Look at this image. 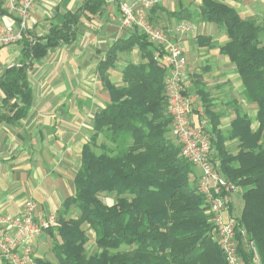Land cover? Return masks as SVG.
Returning <instances> with one entry per match:
<instances>
[{
    "label": "trees",
    "instance_id": "1",
    "mask_svg": "<svg viewBox=\"0 0 264 264\" xmlns=\"http://www.w3.org/2000/svg\"><path fill=\"white\" fill-rule=\"evenodd\" d=\"M105 2L84 0L78 10L52 23L45 35L22 36L20 61L0 75V122L16 124L27 116L33 99L27 71L34 60L51 47L72 42L79 19L96 14ZM5 13L0 2V14ZM198 15L225 29L227 40L220 51L235 65L246 99L256 104V129L247 116L232 123L229 137H237L240 145L236 154L226 150L216 116L210 117L215 136L209 139L221 174L241 189L237 225L245 228L264 264V46L259 44L263 28L241 18L224 0H201ZM136 42L146 60L128 63L122 70L124 84H111L106 71L117 51L129 50ZM153 48L143 34H135L112 44L100 61L97 70L110 100L94 115L73 179L74 193L62 201L56 225L47 229L54 237L56 262L37 260L38 264H226L205 200L191 185L194 166L166 137L171 117L165 108V68L154 59ZM99 136L110 143L96 152L93 144ZM111 193L115 201L107 204L101 194ZM72 206L79 215L67 218ZM84 225L95 233L97 250L90 255ZM240 236L237 232L240 255L244 264H252V251H244Z\"/></svg>",
    "mask_w": 264,
    "mask_h": 264
},
{
    "label": "crops",
    "instance_id": "2",
    "mask_svg": "<svg viewBox=\"0 0 264 264\" xmlns=\"http://www.w3.org/2000/svg\"><path fill=\"white\" fill-rule=\"evenodd\" d=\"M83 1L36 0L21 38L23 35L29 38L45 35L52 23L61 22L65 13L78 10ZM126 1L136 3L139 0ZM224 2L241 18L264 25V0ZM200 3L201 0H160L145 9V15L158 27L176 29L181 23L188 24L184 32L174 30V37L186 57L188 85L185 93L192 107L190 121L210 138L215 136L210 117L216 116L217 128L225 137L226 150L234 155L240 145L237 137H229L232 123L239 116H247L252 130L256 129V104L246 99L235 65L220 51L227 40L225 29L200 19ZM0 20L18 25L17 15L12 18L6 13L0 14ZM76 28L72 42L49 48L28 69L33 99L27 116L16 124L0 122L1 213L18 214L23 202L33 198L38 204L37 219H44L50 213L57 217L62 201L74 193L73 179L80 165L82 146L89 140L94 115L110 100L98 65L112 44L138 34L121 25L114 0H106L96 14L82 16ZM19 40L0 47V75L8 66L20 61L22 45ZM259 44L264 46V42ZM145 60L136 42L129 50L117 51V58L106 76L111 84L121 86L124 84L123 68L128 63L138 64ZM2 97L0 91V103ZM166 137L176 143L171 131L168 130ZM211 158L219 166L213 148ZM198 173V168L193 167L192 186L196 184ZM242 206L241 189L237 188L225 217L239 216ZM78 215L72 206L66 217ZM85 227L92 231L95 241L94 231L88 225ZM214 237L217 240V236ZM50 241L52 251L54 237L49 233L42 232L33 240L32 253L36 261L53 262V251L48 254L47 249Z\"/></svg>",
    "mask_w": 264,
    "mask_h": 264
},
{
    "label": "built area",
    "instance_id": "3",
    "mask_svg": "<svg viewBox=\"0 0 264 264\" xmlns=\"http://www.w3.org/2000/svg\"><path fill=\"white\" fill-rule=\"evenodd\" d=\"M114 1L118 5L121 25L143 34L155 46L154 59L165 68L163 86L166 110L171 117L170 131L180 147L182 157L199 170L194 187L205 200L226 264H244L236 237L241 228L235 220L225 217L237 187L221 174L218 164L211 158L208 134L190 121L192 107L185 93L188 85L186 57L174 37V30L184 32L189 26L181 23L176 29H170L151 24L146 18L145 9L160 0H139L136 3ZM0 2H5L6 10L16 13L18 20V25L0 20L1 47L21 38L36 0ZM36 210L37 204L31 198L25 201L18 214L0 212V264L3 261L11 264H38L33 257L31 243L43 229L54 225L56 214L50 213L44 219H37Z\"/></svg>",
    "mask_w": 264,
    "mask_h": 264
},
{
    "label": "rangeland",
    "instance_id": "4",
    "mask_svg": "<svg viewBox=\"0 0 264 264\" xmlns=\"http://www.w3.org/2000/svg\"><path fill=\"white\" fill-rule=\"evenodd\" d=\"M3 3H5V2H1V4H2V6L5 8V10H6V5H4ZM6 14L8 15V16H10V17H14V15H16V13H13V12H9V11H7L6 10ZM165 28V27H164ZM262 34L264 33V25L262 26ZM136 33H138V34H140L139 32H137V31H135ZM261 34V36L259 37V39H261V40H259L260 41V43H262V42H264V35H262ZM1 47H3V46H1ZM153 50L155 49V46L153 45ZM153 53H154V51H153ZM194 104H192V106H193ZM166 108V107H165ZM5 110H7L8 111V108H5ZM106 143H110L109 141L107 142L106 140H104V138L102 137V136H99L98 138H97V140H96V143L95 144H93V149L96 151V152H100L101 151V147H100V145H102V144H106ZM107 145V144H106ZM28 199H31V198H28ZM27 199V200H28ZM101 199L105 202V203H107V204H111V203H113L114 201H115V196H114V194L113 193H111V194H101ZM26 200V201H27ZM32 200H34L33 198H32ZM34 202L37 204V202L34 200ZM25 202H23V204H24ZM23 204L21 205V208H22V206H23ZM37 206H38V204H37ZM21 210V209H20ZM239 210H240V208L238 209V211H237V214L239 213ZM20 212V211H19ZM230 217V216H229ZM237 217H238V215L236 216V217H233V220H235V222L237 223ZM56 223H57V217H56V219H55V222H54V225L53 226H55L56 225ZM50 228V227H49ZM49 228H47V229H49ZM241 229V232H240V235H241V233H242V236H240V238L242 237V240L240 239V245L242 244V247H243V249H244V251L245 252H251L252 251V258H253V260H252V264H260V262H259V255H258V252H257V250H256V247H255V244L253 243V241H248V236H247V233H246V231H245V228L242 226V227H240ZM47 229H43L42 231H41V233L42 232H45V233H48V231H47ZM83 229H85V232H86V235L88 236V238H89V240H88V242L86 243V245H85V248H86V252H87V254H93L96 250H97V248H96V245H95V241H94V236H93V233H92V231H90L87 227H85V225L83 226ZM215 235V233H214V231H213V236ZM215 238V237H214ZM216 239V238H215ZM217 241V243H218V239L216 240ZM32 243H33V241H32ZM32 243H31V245H32ZM51 246H52V241H50V242H48V246H47V249H48V252L50 251V248H51ZM32 249H33V246H32ZM50 252H52V251H50ZM50 252L48 253V254H50ZM51 259H53L52 261L53 262H56L55 260V257H53V256H51ZM48 261V260H47Z\"/></svg>",
    "mask_w": 264,
    "mask_h": 264
}]
</instances>
